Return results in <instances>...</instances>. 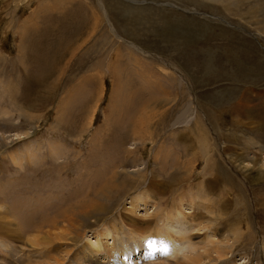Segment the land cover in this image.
Here are the masks:
<instances>
[{
	"label": "rangeland",
	"instance_id": "rangeland-1",
	"mask_svg": "<svg viewBox=\"0 0 264 264\" xmlns=\"http://www.w3.org/2000/svg\"><path fill=\"white\" fill-rule=\"evenodd\" d=\"M263 5L264 0H0V195L14 207L7 218L12 222L4 224L15 230L1 232L0 264H45L47 249L51 264H85L72 257L87 239L105 226L132 228L130 219L143 222L144 231L151 225L189 233L196 246L190 250L183 241L185 256H177L183 262L198 255V264H264ZM138 9L145 15L142 25L133 18ZM164 21L177 30L170 46L161 35ZM188 29L195 50L185 53L199 58L185 61L175 46ZM208 62L216 65L218 80L200 77ZM142 69L151 84L140 79ZM201 78L202 85L196 82ZM243 93L246 106L240 110L239 101L232 102ZM57 142L65 161L56 172L60 181L51 184L62 190L45 187L39 193L42 183L54 179L47 148ZM39 145L44 151L37 154L45 159L31 166L28 152ZM37 167L47 171L33 173ZM151 180L158 184L151 186ZM32 194L52 201L43 196L31 204ZM139 195L146 205H139L137 216L127 208ZM93 197L104 210L75 217L67 241L46 245L49 227L33 230L41 216L57 217ZM181 211L189 219L173 222L171 214ZM57 225L50 229L65 231L64 222ZM137 239L130 241L124 264L175 260L153 240ZM106 240V246L115 242L112 235Z\"/></svg>",
	"mask_w": 264,
	"mask_h": 264
},
{
	"label": "bare ground",
	"instance_id": "bare-ground-1",
	"mask_svg": "<svg viewBox=\"0 0 264 264\" xmlns=\"http://www.w3.org/2000/svg\"><path fill=\"white\" fill-rule=\"evenodd\" d=\"M239 2V1H238ZM234 3V2H233ZM240 4L241 5H244V4H246V3H244V2H240ZM231 7V6H230ZM261 8H264V5L261 7ZM231 9V8H230ZM258 9V8H257ZM252 10V9H251ZM241 11V10H240ZM252 12H253V10H252ZM129 13V12H128ZM146 13V12H145ZM254 13V12H253ZM148 14V13H147ZM158 14V13H157ZM159 16H160V14H158ZM255 15V14H254ZM142 16H145V15H143V13H142V11L141 10H139L138 9V12H137V14H136V16H133V18L136 20V21H138V22H140V24L142 25V23L143 22H146V21H143L142 20ZM160 19H162L161 18V16H160ZM149 23H154L155 21L153 20V22H150V20H148V19H146ZM163 26H164V28H161V27H159V28H161V32H162V39L163 40H165L166 41V43L170 46L171 44H172V42H173V36H174V33L177 31L176 30V26H175V24L172 22V21H164L163 23ZM154 26V25H153ZM181 26H183V25H181ZM142 27V26H141ZM155 28V27H154ZM174 28V29H173ZM181 28H183V27H181ZM131 29H133L134 30V28H131ZM139 29V28H138ZM135 30H136V32H137V27L135 28ZM150 30V29H149ZM149 30H145V29H143L142 28V32H144V33H149ZM158 32H159V30L158 29H156ZM153 31H155V30H152L151 32H153ZM157 31H155V33L157 32ZM175 31V32H174ZM188 34H185V35H183V36H185L184 38H178V40H177V45L175 46L177 49H178V52H182L183 53V56H184V60L186 61V60H188V59H191V60H193V59H198L199 58V56H198V53H196L194 56H193V54H189V55H187V53H185V51L186 50H188V48L189 47H191V46H189L188 45V41H189V35H190V33H191V31L188 29L187 31H186ZM203 32H205V31H203ZM208 33V31L205 33V34H207ZM180 36V35H179ZM182 36V35H181ZM160 38V37H159ZM175 40V39H174ZM175 43V42H174ZM79 48V47H78ZM191 50H195V48H192L191 47ZM129 51V56H131L130 58H135V60H136V58H138L137 57V55H135V53L130 49V50H128ZM209 55H211L212 54V52L211 53H208ZM212 56V55H211ZM138 60V59H137ZM136 60V61H137ZM234 61H236V60H234ZM229 62H231V60L229 59ZM237 62V61H236ZM217 64V63H216ZM114 65H115V63H114ZM213 65H215V64H210L209 62L206 64V66H205V68H204V70L201 72V73H203V75H200V77L202 76V77H204V78H207V79H210V78H212V79H216V80H218V78H219V74L218 73H216L214 70L216 69V65H215V68H213ZM218 65V64H217ZM113 66V65H112ZM111 66V67H112ZM140 66V65H139ZM115 68L117 69V68H121V65H118V66H115ZM124 68V67H123ZM138 68V67H137ZM140 68H144V66L142 65ZM113 69V68H112ZM197 69H199V68H197ZM114 70V69H113ZM146 70V69H145ZM161 70V69H160ZM147 72H148V70H146ZM152 71H154V70H152ZM212 71H213V75H212ZM114 72V71H113ZM112 72V73H113ZM117 71L115 70V74H117L116 73ZM140 73L139 74H141V76H142V78H140L141 76H139V74H138V77L140 78V79H145L147 82H149V78L147 77L148 75H146V73H145V71H144V69H142V71H139ZM151 72V71H150ZM119 73V72H118ZM152 73V72H151ZM153 73H155V72H153ZM153 73H152V75H151V77H150V79L152 78V76H154L153 75ZM114 74V75H115ZM123 74V73H122ZM149 74V73H148ZM113 75V76H114ZM183 76V75H182ZM120 77V76H119ZM165 77V76H164ZM143 79V80H144ZM156 79V78H155ZM161 79H164V78H161ZM170 79V78H169ZM220 79H222V78H220ZM142 80V81H143ZM144 80V81H145ZM157 81V80H156ZM164 82H165V80H164ZM163 82V83H164ZM196 82H198V83H201V85L202 84H204V81L202 80V78L201 79H198V80H196ZM146 83V82H145ZM150 84H151V82H149ZM158 83V82H157ZM156 83V84H157ZM155 84V85H156ZM159 84L161 85V83L159 82ZM147 85H148V83H147ZM151 86V85H150ZM238 87V86H237ZM239 88V87H238ZM161 89V88H160ZM195 92V91H194ZM245 93V92H244ZM242 94L241 96H237L236 98H235V100H233V102L232 103H234L235 101H239V105H238V107H240V110L242 109V108H245L244 106H246V104L244 105L243 104V102H245L246 100L244 99V95L245 94ZM261 94H263L262 92H261ZM228 97V96H227ZM229 98V97H228ZM246 99H248V98H246ZM223 108V107H222ZM237 109H239V108H237ZM237 111V110H236ZM239 112V111H238ZM237 113V112H236ZM140 118V117H139ZM142 119V118H141ZM199 120V119H198ZM199 123V122H198ZM239 123V122H238ZM141 125V124H140ZM135 126V131L137 132V130H138V126L139 125H134ZM139 131V130H138ZM135 132V133H136ZM138 133V132H137ZM201 135V134H200ZM200 138H202V137H200ZM201 140H203V138L201 139ZM35 144V143H34ZM64 146V145H63ZM25 147H27V146H25ZM65 147V146H64ZM34 148L35 149H32L31 151L29 150V152H28V154H30L29 156H31V158H32V164L33 165H31V166H34V164H41V160H43L44 161V159H45V157H44V155H42V158H40V156H39V154H37V152L38 151H40V153L42 152L43 153V147L42 146H34ZM26 150H27V148H26ZM214 152V151H213ZM47 154H48V157H51V160L54 162V166H53V163H51L50 162V165H52V167L51 166H49L50 167V169L48 170L49 171V176L51 175V178H54L55 179V181H54V179L52 180V181H49L48 183H50V186L48 187V183H46V181L44 182V184L42 183V186H41V191L39 192V193H45V187L46 188H50L51 190H53L56 194H58L61 190H62V187H61V185L59 184V185H55L54 184V186H52V184L51 183H56V182H59L60 181V177L57 175V171H59L60 169H59V167H61V165H62V163H64V161L65 160H63V158H65L64 156L65 155H63V152H61V150H60V146H59V143L57 142L56 144H52V143H50L49 144V148H47ZM26 155V154H25ZM16 157V156H15ZM19 157V156H18ZM17 158V157H16ZM21 158V157H20ZM70 158V157H69ZM28 159V158H27ZM60 160H62L63 162H61ZM59 161L61 162V163H59ZM209 161H207V163H208ZM214 164H216V170H217V168H218V166H220V168H221V162H219V161H214ZM211 165V164H210ZM29 166H30V164H29ZM44 166V165H43ZM185 166V165H184ZM21 167V166H20ZM63 168V167H62ZM186 169V168H185ZM184 169V170H185ZM17 170H18V172H20V171H22L20 168H17ZM32 170H33V173H39L40 175H42V172L45 170V171H47V168L46 169H44V168H32ZM183 170V169H182ZM187 171L188 170H186L185 172H184V175H185V173H187ZM23 173V172H22ZM25 173V172H24ZM216 173V172H215ZM21 175V174H20ZM112 176V175H111ZM187 176V175H186ZM110 177V176H109ZM185 177V176H184ZM216 177L220 180L221 179V177H220V174L218 173V171H217V173H216ZM57 178V179H56ZM113 178V177H112ZM46 179H47V177H46ZM77 179V178H76ZM76 179H75V181H76ZM185 179V178H184ZM190 179V178H189ZM106 180H107V178H106ZM111 180V179H110ZM112 181V180H111ZM110 181V182H111ZM178 181V180H177ZM184 181V180H183ZM108 182V181H107ZM106 183V182H105ZM151 186H153V184H158L157 183V181L156 180H154V181H152L151 180ZM182 183V182H181ZM103 184V183H102ZM108 184V183H107ZM159 184H161V186L162 187H164V185H166V184H164V183H162V182H160ZM64 185V184H63ZM99 185V184H98ZM111 185H114V184H111ZM69 186H71V185H69ZM54 187V188H53ZM98 187V186H97ZM102 187V192L101 193H103L104 192V190H105V187H106V185H105V187H103V186H101ZM110 187H112V186H110ZM117 187V186H116ZM112 189H113V187H112ZM50 190V191H51ZM59 191V192H58ZM52 192V191H51ZM63 193H64V191H62ZM61 192V193H62ZM95 193V192H94ZM36 194H37V192H36ZM96 194V193H95ZM2 195V194H1ZM0 195V235L2 234L1 232H2V230H5L6 232H7V234H9L10 232L11 233H15V230H9L6 226H5V224L4 223H6V221L8 222V223H11L12 222V220L10 221V220H8L7 218H8V216L9 215H11L10 214V211H11V209L14 211V207L10 204V202L9 203H7L6 202V200H5V198H3V195L1 196ZM69 195V194H68ZM72 195V194H71ZM97 195H98V193H97ZM43 196L44 195H38V196H35V194H34V196H33V194H32V196H30V201H29V203H31V204H37L34 200H39V199H37V198H40V199H42L43 198ZM45 196H47L46 197V199L48 198V199H50V196L49 195H45ZM44 196V197H45ZM49 196V197H48ZM61 195L59 194V197H60ZM63 197L65 196L64 194L62 195ZM70 196V195H69ZM93 196V195H92ZM205 196H207V195H205V194H203L201 197L202 198H208V196L207 197H205ZM9 197H10V195H9ZM56 197H57V200H58V196L56 195ZM66 197H68L67 195H66ZM65 197V200H67V198ZM89 198V197H88ZM54 199V198H53ZM60 199V198H59ZM75 199V198H74ZM193 199H194V197H193ZM51 201H52V199H50ZM50 200H49V202H50ZM56 200V201H57ZM69 200V199H68ZM209 200V199H208ZM70 201V200H69ZM68 201V202H69ZM204 201V200H203ZM58 202V201H57ZM62 202H63V200H62ZM77 202V201H76ZM82 202V201H81ZM202 202V201H201ZM26 203V202H25ZM60 203V201L58 202V204ZM205 203V202H204ZM20 204V203H19ZM55 204V203H54ZM58 204H57V206H58ZM62 204V203H61ZM61 204H60V207H62L61 206ZM77 204V203H76ZM101 203L99 202V200H98V197H96L95 199H94V197H93V200L91 199V200H88V201H86V202H83V203H81V205H74L73 206V204H71L73 207H71V209H69V208H67V209H69V210H67V211H62V212H59V215L57 216V217H49V218H46L44 221H42L43 219H44V217L43 216H41L40 218V222H38V223H36V224H34V221H31L32 219H29V218H27V219H25V224H26V226H32V224H34L33 225V230H36V231H42L43 229H44V227H46V226H48L49 228H47V231H46V233H45V244L47 245V244H51L52 243V241H54V240H60V241H67V239L69 238V236H70V232L73 230V229H70V227H73L72 226V224L71 223H75L76 221H75V217H78V216H80V215H89V214H92L91 212H93V210L95 211H100L99 213H101V210H104V209H101V207L99 206ZM130 204H131V206H130V208H127V207H125V208H127V210L128 211H130L133 215H137L138 213H137V209L139 208V205L140 204H143V205H146V198H144L143 196H141V195H139V196H135V197H133L132 199H131V201H130ZM33 205V206H34ZM101 205H103V204H101ZM105 205V204H104ZM188 207L187 208H190L191 209V207H193L194 205H195V203L192 201V200H190V201H188ZM28 206H30L29 204H25L24 205V207H28ZM39 206V205H38ZM42 206V205H41ZM49 206V205H48ZM53 206V205H52ZM55 207L56 208V210H59V209H57L58 207ZM99 206V207H98ZM68 207H70V206H68ZM104 207V206H103ZM183 209H184V207H186L184 204H183ZM45 209V208H44ZM51 209V208H50ZM49 209V210H50ZM54 209V208H53ZM35 211H36V208H35ZM35 211H33L34 213H35ZM43 211V210H42ZM41 211V212H42ZM180 211V210H179ZM183 211V210H182ZM182 211L181 212H179L178 214H177V212H176V214L177 215H173V214H171V217H172V221L173 222H178V221H182L181 219H189V216L187 215L186 216V214H183L184 212H185V210L183 211V213H182ZM32 212V213H33ZM37 212V211H36ZM57 212V211H56ZM187 212V211H186ZM185 212V213H186ZM68 213V214H67ZM169 213V212H168ZM173 213V212H172ZM174 213H175V211H174ZM43 214V213H42ZM41 213H40V215H42ZM46 214H47V212H46ZM46 214H43V215H46ZM33 215V214H32ZM35 215V214H34ZM53 215V214H52ZM139 215V214H138ZM137 215V216H138ZM56 216V215H55ZM84 216H83V218H84ZM193 216H195V217H191L190 216V220L192 221V222H194V221H196V219H198V218H200V216H203V215H201V214H199V215H193ZM81 217V216H80ZM79 217V218H80ZM86 217V216H85ZM9 218H10V216H9ZM14 218V217H13ZM82 218V217H81ZM129 219V218H128ZM135 219V218H134ZM17 220H18V218H17ZM60 220V221H59ZM62 220V221H61ZM130 221L132 222V224H133V227L132 228H129L127 225H124V226H119V227H116V226H114V227H112V229L110 228V227H104L102 230H100V232H98V233H96V235L94 236V239H87V241H86V243L81 247V248H83V250H81V251H78L76 254H74V256L72 257L73 258V260L76 262V263H85V264H124V262H122V259H124V260H127L128 261V257L130 256V254H131V252H130V248L128 247V245H130V241H133L134 239H137L138 241H139V239L140 238H142L140 241H142V242H148V241H151V240H153V245L154 246H157V247H162L163 248V251H164V253H166V255H167V257H169V256H171L172 258H174L175 260L173 261V262H168L167 264H198L199 263V256L197 255L196 257H193V258H189L190 256H188V259L187 260H185L186 262H183V260L181 261L180 259L178 260V255L179 254H181V253H183L182 255L183 256H185V252L183 251V241H186L187 243H188V245H189V247H190V250L191 249H194L195 250V244L191 241V239H193V238H191V236H190V234L188 233V234H184L185 232H179V231H177L176 229L175 230H173L172 228L170 229V227L171 226H167V224H166V226L167 227H165V229H160V228H154L153 226H151V225H148V228H146V230L144 231V229H141V226H142V223H140V222H138L137 220H131L130 219ZM187 221V220H186ZM60 222H64L65 223V225H64V232H57V233H55L52 229H50V227L51 228H55L56 230H57V227L58 228H60L57 224H59ZM115 222V224H117V222L116 221H114ZM150 224H152V222L149 220L148 221ZM191 222V223H192ZM122 223V222H121ZM68 224H70V225H68ZM193 224V223H192ZM215 224V223H214ZM8 225V224H7ZM68 225V226H67ZM120 225V224H119ZM198 225H200V224H198ZM9 226V225H8ZM55 226V227H54ZM110 226H111V224H110ZM201 226V225H200ZM215 226V225H214ZM107 228V229H106ZM108 228H110V230L108 229ZM142 228H143V226H142ZM203 228H207V227H200V229H203ZM208 228H209V226H208ZM188 229V228H187ZM191 229V228H190ZM212 229V228H211ZM137 231V232H136ZM139 231L141 232H143V233H140V235L139 236H136L138 233H139ZM149 231H151V233H147V232H149ZM213 231V230H212ZM11 233H10V235H11ZM198 233V232H197ZM42 234V233H41ZM136 234V235H135ZM38 235H40V234H38ZM112 235V238L114 239V243H113V245L112 246H106L105 245V243H108V240H106L107 238H108V236H111ZM42 236V235H41ZM206 236H208V237H211L212 235H206ZM205 236V237H206ZM36 237H38V236H36ZM40 237V236H39ZM207 237V238H208ZM34 239V238H33ZM33 239H31V246H35V244H34V242H35V240L33 241ZM36 239V238H35ZM42 240V242H43V240L44 239H38V241H39V243L40 244H43L42 242H40ZM217 240V239H216ZM59 241V242H60ZM33 242V243H32ZM215 242V241H214ZM213 242V243H214ZM37 243V242H36ZM38 243V244H39ZM187 243H185V247H187L186 246V244ZM217 243H219V242H217ZM197 244V243H196ZM37 245V244H36ZM198 245V244H197ZM217 245V244H216ZM44 246V245H43ZM42 246V248H44ZM61 246V245H60ZM213 246H214V244H213ZM216 247V246H215ZM47 248V247H46ZM45 248V249H46ZM51 248V247H50ZM210 249V248H209ZM44 250V249H43ZM48 250V249H47ZM47 250L46 251H42L43 252V254L46 256L45 258H46V260H48L49 259V261H46V263L47 264H51V262H50V258H49V252H47ZM187 250V249H186ZM215 251L217 252L218 251V249L217 248H215ZM208 252H210V250L208 251ZM220 252V251H219ZM62 253V252H61ZM81 253V254H80ZM210 253H212V251L210 252ZM68 254V253H67ZM200 254H202V253H200ZM215 254V253H214ZM194 255V254H193ZM213 255V254H212ZM66 256V255H65ZM99 256H104V258H105V261H101L100 262V260H99ZM182 256V258H184ZM77 257H79V258H81L82 257V260L80 259V260H77ZM166 257V256H165ZM186 258V257H185ZM184 258V259H185ZM55 259V258H54ZM102 259V258H101ZM56 260V262L57 263H60V264H62V261H60L61 259H55ZM192 261V262H188V261ZM169 261V260H168ZM56 262H55V264H56ZM64 262V261H63ZM188 262V263H187ZM45 263V264H46ZM152 263V262H151ZM127 264H135V262L134 261H132L131 263H127ZM165 264V263H164Z\"/></svg>",
	"mask_w": 264,
	"mask_h": 264
}]
</instances>
